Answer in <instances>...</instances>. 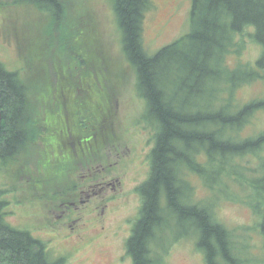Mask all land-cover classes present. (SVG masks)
<instances>
[{
    "label": "trees",
    "instance_id": "16d2710c",
    "mask_svg": "<svg viewBox=\"0 0 264 264\" xmlns=\"http://www.w3.org/2000/svg\"><path fill=\"white\" fill-rule=\"evenodd\" d=\"M12 1L14 6L29 5L46 12L54 22L65 15L66 0ZM112 1L123 52L136 71L138 92L146 102L143 117L155 131L150 175L139 187L142 205L127 242L133 264H162L157 249L165 233L172 234V241L196 236L206 264H245L235 252L232 233L216 220L212 205L194 201L189 177L198 176L216 196H228L229 180L248 185L252 191L249 205L260 217L264 238V131L242 135L253 118L264 112V98L240 103L236 97L241 87L264 81V0H192L191 31L152 56L143 48V25L152 0ZM6 5L8 2L0 0V8ZM76 28L74 36L88 32L97 38L96 45L75 44L72 48L69 41L57 47L65 55L62 62L47 55L49 44L39 36L33 48L29 45L32 53L21 55L27 57L28 65L31 63V77L10 72L0 63L3 165L14 162L31 143L39 152L43 137L55 132L59 139L48 147L56 150L58 159L65 158L64 152L70 149L75 165L86 167L94 156L102 160L101 126L108 115L104 88H110L106 80L111 66L106 56L95 58L101 50L96 27L86 30L85 24H80ZM245 35L262 51L254 64L238 63L231 68L228 58L241 54L240 41ZM18 44L25 50L22 39ZM36 48L40 55H33ZM45 54L49 56L46 60L42 57ZM77 63L78 72L83 74L80 80L74 74ZM51 64L63 67L56 78L43 70ZM42 86L51 91L49 99L42 95ZM91 95L95 96L93 101ZM51 115L57 118L56 128L53 121L50 123ZM93 138L99 141L94 148L87 140ZM38 157L40 160L39 153ZM248 157L259 160L258 169L245 166ZM6 207L0 191V263L67 264L65 258L51 260L43 241L8 224Z\"/></svg>",
    "mask_w": 264,
    "mask_h": 264
},
{
    "label": "rangeland",
    "instance_id": "374dc122",
    "mask_svg": "<svg viewBox=\"0 0 264 264\" xmlns=\"http://www.w3.org/2000/svg\"><path fill=\"white\" fill-rule=\"evenodd\" d=\"M3 1L8 5L0 8V63L8 71L31 77L28 71L31 63L28 65L27 57L23 59L21 55L32 53L29 45L33 48L39 36L44 44H49L47 55L62 62L65 55L57 47L69 41L72 48L76 47L75 44L83 47L96 45L97 38L88 32L82 31L74 36L80 24H85L86 30L92 25L96 27L101 50L96 51L95 58L106 56L107 64L111 66V75L108 73L106 80L110 88H104L108 115L101 126L104 136L100 140L102 160L94 156L85 164L86 167L75 165L70 149L64 152L65 158L58 159L56 150L50 151L48 147L52 143L55 146L59 139L55 132L43 137L39 152L35 143H31L14 162L3 165L0 161V191L7 202L5 220L14 228L43 241L51 260L65 258L67 264H115L117 260L120 264H132L127 242L142 205L139 187L150 175L155 131L143 117L147 111L146 102L138 92L136 71L123 52L114 1L73 0L68 3L66 0L65 15L59 22H54L48 13L33 6H14L12 0ZM192 6V0H152L143 25V48L147 55L156 54L191 31ZM74 10L80 12V16ZM19 39L23 40L25 50H20ZM240 42H243L241 54H232L228 58L231 68L238 63L254 64L262 51V47L248 35ZM40 54L41 50L36 48L33 55ZM47 55H42L44 60L48 59ZM30 59L33 61L32 57ZM75 65L73 67L77 70L74 74L80 80L83 74L78 72V63ZM43 70L56 78L63 67L51 64ZM41 93L48 99L51 96L47 86H42ZM236 97L240 103L263 99L264 81L241 87ZM91 98L93 101L95 96L91 95ZM82 106H85L84 103ZM49 117L50 123L57 120L55 115ZM33 119L40 120L35 116ZM56 125L57 121L53 127L56 128ZM263 131L264 112H260L242 135L248 137ZM95 141L99 142L95 138L88 139L93 148ZM244 163L247 168L258 169L259 160L248 157ZM103 165L107 168L106 183L94 189V180L88 179L94 174L88 169L101 170ZM247 175L251 177L252 174L247 171ZM189 179L195 190L194 201L212 205L216 220L232 233L235 252L245 264H264L260 217L249 205L252 192L249 186L229 180L228 196H216L217 193L205 187L198 176L193 175ZM71 195L80 201L78 207L72 209L70 217H61L64 209H60V205ZM88 196L90 200L82 203ZM197 241L194 235L172 241V234L165 233L162 245L157 249L162 264H206Z\"/></svg>",
    "mask_w": 264,
    "mask_h": 264
},
{
    "label": "flooded vegetation",
    "instance_id": "af4514ba",
    "mask_svg": "<svg viewBox=\"0 0 264 264\" xmlns=\"http://www.w3.org/2000/svg\"><path fill=\"white\" fill-rule=\"evenodd\" d=\"M106 170H107V168L104 165L102 166L101 170H99V168H98V170H96V168L93 169L92 171H91V169L89 170V172L91 174H94V177L91 176L88 178L91 181L94 180V184L92 186V187H94V189L96 188V186L101 187V186H103V184L106 183V178H107ZM93 190H91V191H93ZM83 192H85V191H83ZM89 200H90V197L88 196L87 200H82L81 202L85 203V202H88ZM79 202L80 201H78V199L76 197H74V195H71L68 199H65L60 205V209H64V211L61 212L62 213L61 217H70L72 209H76V207H78ZM130 258H131L132 264H133V258L131 256H130ZM115 264H120V263H119V261L116 260Z\"/></svg>",
    "mask_w": 264,
    "mask_h": 264
},
{
    "label": "water",
    "instance_id": "95a60500",
    "mask_svg": "<svg viewBox=\"0 0 264 264\" xmlns=\"http://www.w3.org/2000/svg\"><path fill=\"white\" fill-rule=\"evenodd\" d=\"M2 128V111H1V101H0V131ZM0 264H6V263H0Z\"/></svg>",
    "mask_w": 264,
    "mask_h": 264
}]
</instances>
